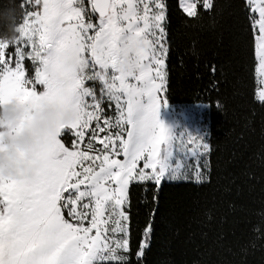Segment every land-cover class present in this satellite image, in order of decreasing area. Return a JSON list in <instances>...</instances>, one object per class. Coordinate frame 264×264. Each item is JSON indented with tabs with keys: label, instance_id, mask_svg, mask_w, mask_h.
I'll list each match as a JSON object with an SVG mask.
<instances>
[{
	"label": "snow or ice",
	"instance_id": "1",
	"mask_svg": "<svg viewBox=\"0 0 264 264\" xmlns=\"http://www.w3.org/2000/svg\"><path fill=\"white\" fill-rule=\"evenodd\" d=\"M34 3L40 10L26 13L14 42L24 40L30 46L27 58L35 65L34 80L26 79L21 48L15 49L19 59L13 66L5 54L10 44L0 41V98L39 99L49 87L50 56L71 44L86 61L75 81L80 118L41 150L40 171L33 179L0 175V264H127V256L118 250L127 252L129 246L124 207L129 185L145 180L158 185L166 175L174 178V145L184 137H177L160 118L168 104L161 96L167 80L165 2L91 0L95 22L83 0ZM245 3L254 30V72L261 77L256 98L264 103V0ZM200 6L210 10L213 0ZM196 9V0L182 8L189 17H196ZM88 81L100 83L99 97ZM105 99L109 107L115 104L114 120L102 107ZM67 134L73 137L71 146L62 139ZM193 140L189 134L187 143ZM197 146L203 152L196 147L188 151L202 156L209 150L206 143ZM109 231L123 236L113 239ZM150 231L151 225L145 234Z\"/></svg>",
	"mask_w": 264,
	"mask_h": 264
},
{
	"label": "trees",
	"instance_id": "2",
	"mask_svg": "<svg viewBox=\"0 0 264 264\" xmlns=\"http://www.w3.org/2000/svg\"><path fill=\"white\" fill-rule=\"evenodd\" d=\"M201 4L189 17L180 0H166V95L170 105H209L208 179L130 186L127 264H264V103L256 99L254 30L245 0ZM9 6L20 25L41 8L0 0ZM25 65L31 76L29 59Z\"/></svg>",
	"mask_w": 264,
	"mask_h": 264
},
{
	"label": "clouds",
	"instance_id": "3",
	"mask_svg": "<svg viewBox=\"0 0 264 264\" xmlns=\"http://www.w3.org/2000/svg\"><path fill=\"white\" fill-rule=\"evenodd\" d=\"M19 29V10L0 8V41L14 43ZM85 67L84 56L66 44L49 58V87L39 99L0 98V175L30 181L39 173L41 150L80 118L75 81Z\"/></svg>",
	"mask_w": 264,
	"mask_h": 264
},
{
	"label": "rangeland",
	"instance_id": "4",
	"mask_svg": "<svg viewBox=\"0 0 264 264\" xmlns=\"http://www.w3.org/2000/svg\"><path fill=\"white\" fill-rule=\"evenodd\" d=\"M30 1V0H28ZM165 6H166V0H164ZM190 2V0H180L181 8H183L186 3ZM84 3V9L86 14L92 15V20L95 22L96 20V14L92 13L91 10V0H83ZM197 5L203 3V0H196ZM165 13H166V7H165ZM87 20V15L85 17ZM165 48L167 49L166 45V19H165V40H164ZM10 47L13 48V52L10 56L6 55V61L10 58L11 63L13 66L19 59V54L15 51L17 47L21 48L22 52L25 55V60L23 61L25 65V61L27 58L28 52L31 51L30 46L26 44L24 40H21L19 44H10ZM7 52V49L5 50V54ZM167 59V57H166ZM30 60V59H29ZM31 62V66L33 67V70L35 68V65ZM26 70V79L31 78L34 80V73L30 76L25 65ZM256 81H257V89L261 87V77L256 73ZM87 86L93 87L96 91L97 96H100L101 93V85L98 82L95 81H88ZM166 87H167V80H166ZM162 101L163 98L167 99L166 90L161 93ZM257 99V98H256ZM168 102V101H167ZM102 107L108 117H111L113 120L118 115L114 102L112 103L111 107H109V102L105 99L102 103ZM209 105L207 104H186V105H170L167 104L166 107H163L161 109V120L165 123V125L177 135V137L180 136V134H184L183 137V143L178 139L176 141V144L174 145V151L171 159V163L174 167L178 168L177 175L173 178L171 175H166L164 179L160 182L159 185H161L163 182H194V183H202L205 182L208 179V174L210 171V152H211V145H210V119H209ZM103 119V117H102ZM191 134L194 137L193 143L188 144V135ZM103 136L104 134H100ZM66 136V138H64ZM62 137L63 141L65 142L66 146H69L72 144L73 137L70 134L64 135ZM202 137V138H201ZM87 139V138H86ZM200 143H206L208 145V151L206 153H203V155L199 154H191L188 149L191 147H196V152L201 153L203 152L202 148H199L197 145ZM83 147V145H82ZM100 146L97 144V148ZM163 147V146H162ZM120 159H123V157H120ZM143 166V161L140 162L139 167ZM150 171V170H149ZM133 183H154L152 180H145L142 182L139 181H133L129 185L130 186ZM157 185V184H156ZM83 187V186H82ZM128 189V193H129ZM125 211L127 213V207H128V199L127 203L125 204ZM107 215V213H106ZM128 224V221H127ZM85 226H89L87 221L85 222ZM109 229L111 228V224L108 225ZM95 234V230H93V235ZM109 237L113 239H120L122 238L123 234L116 233L112 234L111 231L107 233ZM127 239L129 241V230L127 233ZM146 243L147 247L143 249V255L145 250L148 248V242L146 238L143 240L142 244ZM142 246V245H141ZM141 250V249H140ZM129 251V246H128ZM127 251V252H128ZM127 252H123L122 250H118V254L127 255ZM142 255V256H143ZM138 256V257H142ZM108 262V261H105ZM103 263V262H102Z\"/></svg>",
	"mask_w": 264,
	"mask_h": 264
},
{
	"label": "water",
	"instance_id": "5",
	"mask_svg": "<svg viewBox=\"0 0 264 264\" xmlns=\"http://www.w3.org/2000/svg\"><path fill=\"white\" fill-rule=\"evenodd\" d=\"M97 15V14H96Z\"/></svg>",
	"mask_w": 264,
	"mask_h": 264
}]
</instances>
